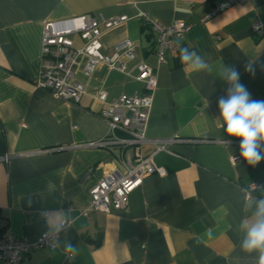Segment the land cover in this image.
Instances as JSON below:
<instances>
[{"label":"crops","instance_id":"1","mask_svg":"<svg viewBox=\"0 0 264 264\" xmlns=\"http://www.w3.org/2000/svg\"><path fill=\"white\" fill-rule=\"evenodd\" d=\"M214 1L0 0V155L18 154L0 165V229L6 225L0 236L10 232L34 240L46 231L45 210L61 208L73 220L60 234L61 249L31 251L26 264H257L258 253L241 251L237 227L251 215L244 196L264 177V159L248 165L239 139L226 136L216 119L218 99L229 87L218 76L221 63L239 71L252 99L264 100V0L234 4L204 20ZM142 12L163 25L186 21L183 47L195 50L212 70L186 72L180 57L159 62L156 33ZM79 15H126L101 33L102 51L111 54L125 38L138 47L133 59H121L124 71L100 63L88 77L74 65L86 93L71 103L37 86L40 40L45 22ZM255 22L262 25L260 34L252 28ZM71 39L75 47L82 45L78 35ZM140 61L156 73L146 137L181 140L153 154L157 171L129 195L124 209L79 216L89 189L113 159L106 149L85 143L106 133L100 112L107 103L144 92L136 79ZM249 62L254 74L246 71ZM100 89L104 101L94 97ZM142 151L153 147L145 144ZM232 155H238L234 162ZM47 179L57 183L51 194ZM65 239L79 249L73 261L62 251Z\"/></svg>","mask_w":264,"mask_h":264},{"label":"built area","instance_id":"2","mask_svg":"<svg viewBox=\"0 0 264 264\" xmlns=\"http://www.w3.org/2000/svg\"><path fill=\"white\" fill-rule=\"evenodd\" d=\"M247 0H215L205 11L203 19L207 20L223 12L230 6ZM146 24L156 33L154 54L159 62H168L180 57L181 36L189 29V24L183 20H173L163 25L146 13H140ZM127 19L126 15L112 18L96 19L90 15H79L66 19L47 21L43 25L40 40V67L37 86L45 89L54 97L77 103L86 93L83 83L75 79L74 65H80L81 72L90 77L100 63L109 68L124 71L121 60L133 59L137 43L130 39H122L114 44V51L107 54L102 51L100 35L104 30L113 28ZM253 30L260 34V22L252 24ZM78 35L82 40L80 47H75L71 39ZM137 80L143 84L144 92L140 95H120L107 103L100 115L107 123L106 133L97 140L85 143L88 147L106 149L113 157L112 165L98 176L89 189L87 205L78 210L79 216H88L91 212L107 213L111 210L124 209L129 195L139 188L146 176L157 171L153 163V154L165 150L168 142L181 139H150L145 130L156 88V73L152 66L140 61L137 63ZM104 101L106 93L100 89L94 95ZM149 144L153 147L151 153L145 154L142 147ZM17 153L0 155V165L8 163ZM238 158V155H232ZM261 187L259 181L253 182L248 193ZM72 226V225H71ZM71 228V227H69ZM68 228V229H69ZM43 231L34 240L19 237L7 232L0 236V264H26L31 251L39 248H49Z\"/></svg>","mask_w":264,"mask_h":264},{"label":"clouds","instance_id":"3","mask_svg":"<svg viewBox=\"0 0 264 264\" xmlns=\"http://www.w3.org/2000/svg\"><path fill=\"white\" fill-rule=\"evenodd\" d=\"M180 61L186 72L211 71L210 65L195 50L180 48ZM246 71L254 74L252 63L246 66ZM218 76L227 82L226 95L218 99L219 116L216 121L224 129L226 136L238 138L240 156L248 165L256 166L264 159L260 150L264 144V100L252 99L250 92L240 82L239 71L221 63ZM236 160L235 157H232ZM57 183L47 179L45 191L55 192ZM31 204V198H29ZM244 207L251 215L240 220L237 231L241 233L240 249L244 253H258L257 264H264V195L252 197L247 192L244 196ZM45 223V239L52 250L61 249L60 234L71 227L73 220L68 212L61 208L41 212ZM62 251L69 261H73L79 249L70 240L62 242Z\"/></svg>","mask_w":264,"mask_h":264},{"label":"trees","instance_id":"4","mask_svg":"<svg viewBox=\"0 0 264 264\" xmlns=\"http://www.w3.org/2000/svg\"><path fill=\"white\" fill-rule=\"evenodd\" d=\"M259 182L261 184V187L250 192L251 193L250 195L252 197L259 198L261 195H264V177H262V179ZM5 227L6 225L1 227L0 230L3 231Z\"/></svg>","mask_w":264,"mask_h":264}]
</instances>
